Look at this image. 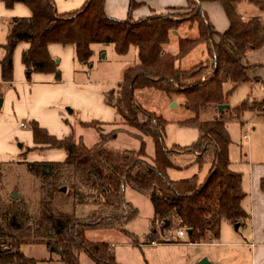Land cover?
Here are the masks:
<instances>
[{
  "label": "trees",
  "instance_id": "obj_1",
  "mask_svg": "<svg viewBox=\"0 0 264 264\" xmlns=\"http://www.w3.org/2000/svg\"><path fill=\"white\" fill-rule=\"evenodd\" d=\"M2 1L7 8L22 2L32 12L30 17H15L8 22L0 60L3 81L12 80V53L21 41L29 44L21 55L28 78L33 72L54 73L57 80L60 78L57 61L47 50L53 42L72 44L80 64L90 63L92 45L97 43L112 44L121 56L135 46L137 62L124 69L115 90L104 93L105 103L117 116L112 129L104 133L106 124L102 122H80L99 133L100 139L93 146L76 140L72 132L56 138L35 121L31 123L35 147L26 148V153L60 148L65 151V159L27 163L31 171L43 174L45 179L46 198L40 201L42 209L38 213L31 212L19 198L0 206L5 216L4 226L0 222V264H34L20 249L27 243H45L66 264H77L80 250L86 251L97 264H117L109 244L88 241L85 230L103 222H124L137 214L124 201L126 183L146 193L152 203L155 225L148 236L149 243L175 242L178 229H190L185 235L188 241L201 243L218 238L223 220L240 225L249 218L241 204L247 195L242 188V176L229 167L230 138L226 128L227 121L241 120L247 110L246 101L232 109L219 110L218 106L227 104L230 91L249 81L247 73L251 66L244 64L245 54L264 47V24L260 18L242 19L235 5L248 1L264 10V0H187L186 11L169 8L167 13H153L138 20L131 16L139 5L135 0H129L128 17L122 20L105 14V0H86L81 8L67 13H58L53 0ZM203 2L221 4L229 21L226 31L218 33L214 29L202 9ZM187 21L196 24L198 35L179 38L176 53L165 51L170 33ZM201 43L207 52L204 61L189 69L177 66V61ZM225 81L232 84L229 92H224ZM143 88L184 96V107L194 114L184 123L197 126L199 131L192 145L171 149L165 146L166 120L135 101L134 91ZM260 104L264 110V97ZM207 109L213 110V116L200 119ZM123 125L133 128L139 137L151 136L154 155L150 161L143 159V147L131 150L110 145ZM185 151L195 153L198 162L205 155L212 156L202 182L198 183L194 175L177 180L167 175V169L173 165L170 157ZM83 207L91 209L83 211Z\"/></svg>",
  "mask_w": 264,
  "mask_h": 264
},
{
  "label": "rangeland",
  "instance_id": "obj_2",
  "mask_svg": "<svg viewBox=\"0 0 264 264\" xmlns=\"http://www.w3.org/2000/svg\"><path fill=\"white\" fill-rule=\"evenodd\" d=\"M177 14V13H175ZM6 37L5 25L0 24ZM180 34L169 35V41L163 49L176 53L177 46L173 48L176 39L194 38L197 35L196 24L190 21L177 27ZM176 30V31H177ZM178 33V31H177ZM1 36V31H0ZM174 49V50H173ZM203 45L198 44L191 52L182 58L181 69H189L203 60ZM104 54V55H103ZM137 62V50L130 46L124 55H118L112 44H106L99 53L92 56L89 68H84L93 82L99 84L100 91L107 93L115 90L123 79V72ZM178 62V61H177ZM176 62V63H177ZM178 66V65H177ZM207 69L206 72H209ZM232 84L225 81L224 92H229ZM263 97V89L257 83H241L228 93V108H234L246 101L247 110L243 112L241 120H229L226 128L229 133V167L242 176V188L245 192H251L252 180L257 184L258 192H264V110H261L260 101ZM135 101L144 109L161 115L166 120L164 129V144L168 149L174 146L188 147L199 136L197 126L184 123L193 117V113L184 107L183 95H167L153 88L136 89ZM214 112L207 109L200 114V119H210ZM76 120L73 121L72 119ZM78 115H70L66 118L67 126L71 127L76 140H81L86 146H93L100 139L99 133L93 127H84L78 122ZM104 133L110 130L104 127ZM110 145L117 148L138 150L143 147L144 158L150 161L154 155V146L151 136H138L133 128L123 125L116 132ZM170 160L172 166L167 169L169 178L177 180L183 177L196 176L198 183L202 182L211 165L212 156L205 155L199 162L193 152L185 151L174 153ZM261 173V178L258 173ZM45 179L43 174L31 171L24 164L5 165L0 168V206L9 203L13 191H17L19 199L26 202L33 213H38L42 198L45 195ZM256 196L259 197V194ZM124 201L132 205L137 214L129 220L118 223L103 222L95 228L85 230V237L90 242H105L109 244L111 253L117 264H201L206 260L207 264H251L255 244L264 240V201L258 203L254 213L250 208L249 196L243 199V205L249 218L235 228V223L223 220L220 225L218 238L206 239L201 243H191L187 236H178L177 241L169 243H149L148 236L155 225L153 206L149 196L126 183L123 186ZM259 199L257 201H259ZM250 203V204H249ZM91 207H83L81 210L89 211ZM5 216L0 210V222L4 226ZM175 234V233H174ZM176 235V234H175ZM21 251L28 258L34 260V264H66L59 255L51 253L44 243H27L20 246ZM77 264H97L86 251L80 250L77 254Z\"/></svg>",
  "mask_w": 264,
  "mask_h": 264
},
{
  "label": "crops",
  "instance_id": "obj_3",
  "mask_svg": "<svg viewBox=\"0 0 264 264\" xmlns=\"http://www.w3.org/2000/svg\"><path fill=\"white\" fill-rule=\"evenodd\" d=\"M85 1L53 0L58 13L77 10L82 7ZM135 1L139 4L131 13L135 20L153 13H167L169 8H179L181 11H186L187 7V0ZM0 4H3V9H0V24L6 27L12 18L30 17L32 15L30 8L22 2H16L10 8H7L2 0H0ZM201 6L209 22L218 33H223L228 29L229 21L221 4L203 2ZM128 8L129 0H105L104 2L105 14L111 18L120 20L127 18ZM235 10L244 20L259 17L261 23L264 24V10H260L253 3L241 1L235 5ZM0 31L1 60L4 55L2 45L5 44L6 37L2 28ZM4 31H6L7 36V28ZM177 31L180 34L179 30ZM214 40L217 41L218 37L215 36ZM177 42L178 39L174 43L172 42L173 48L177 46ZM201 44L204 49L202 52L205 55L204 59L200 61H204L207 58V52L205 45ZM28 47L27 42L21 41L13 50L12 80L10 82L3 81L0 76V168L5 165L24 164L27 166V163L30 162H60L65 159V151L60 148H47L42 151L34 149L26 153V148L35 147L31 130V123L34 121L56 138H63L72 132L71 127L67 126L65 122L66 118L69 119L74 112L76 115L80 113V119H77L79 123L96 120L106 124L104 127L108 130L112 129V125L117 121L114 110L105 103L104 93L100 91L99 84L93 82L90 79L91 76L87 75L84 68H89V66L76 61L72 44L62 45L53 42L47 45L49 55L57 60V68L60 72L58 80L54 73L33 72L29 78L27 77L21 55ZM104 47V44H93V54L97 51L100 53ZM182 60L177 62L178 66L182 64ZM243 62L251 66L247 73L248 83L261 85L264 97V66L259 65L264 63V47L248 51ZM72 120L75 121L76 119L73 118ZM194 155L196 156L195 153ZM258 174L261 178V173ZM253 180L251 192H246V194L250 197L251 204L249 203V206L254 213L256 205L264 201V192H258L257 184L254 185L255 181L253 182ZM261 184L264 185L263 180L260 181ZM257 192L260 199L256 196ZM258 199L259 201H257ZM243 201L241 204L244 208ZM261 240H264V235ZM251 254V264H264V241L255 244Z\"/></svg>",
  "mask_w": 264,
  "mask_h": 264
},
{
  "label": "water",
  "instance_id": "obj_4",
  "mask_svg": "<svg viewBox=\"0 0 264 264\" xmlns=\"http://www.w3.org/2000/svg\"><path fill=\"white\" fill-rule=\"evenodd\" d=\"M172 33H173V34H178L176 30H173ZM103 55H104V54H103ZM56 61H57V60H56ZM0 105H1V99H0ZM224 107H225V108H228L229 105H228V104H221V105L218 106V109L221 110V109H223ZM62 190H65V187H62ZM11 198H13V199H18V198H19V195H18L17 191H13V192H12V194H11ZM238 226H239V224L236 223V224H235V228H237ZM186 232L189 234V233L191 232V230H190V229H187ZM201 264H207L206 260H203V261L201 262Z\"/></svg>",
  "mask_w": 264,
  "mask_h": 264
},
{
  "label": "built area",
  "instance_id": "obj_5",
  "mask_svg": "<svg viewBox=\"0 0 264 264\" xmlns=\"http://www.w3.org/2000/svg\"><path fill=\"white\" fill-rule=\"evenodd\" d=\"M22 125H23V124H22ZM176 234H177V236L182 237V236H185V235H186V232H185L184 229H178V230L176 231Z\"/></svg>",
  "mask_w": 264,
  "mask_h": 264
},
{
  "label": "clouds",
  "instance_id": "obj_6",
  "mask_svg": "<svg viewBox=\"0 0 264 264\" xmlns=\"http://www.w3.org/2000/svg\"><path fill=\"white\" fill-rule=\"evenodd\" d=\"M0 9H3V4H0Z\"/></svg>",
  "mask_w": 264,
  "mask_h": 264
}]
</instances>
